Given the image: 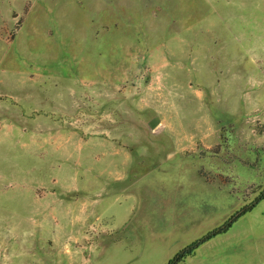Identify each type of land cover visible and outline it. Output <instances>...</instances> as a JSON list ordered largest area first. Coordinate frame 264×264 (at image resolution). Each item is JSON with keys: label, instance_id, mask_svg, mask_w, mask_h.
Masks as SVG:
<instances>
[{"label": "rangeland", "instance_id": "1", "mask_svg": "<svg viewBox=\"0 0 264 264\" xmlns=\"http://www.w3.org/2000/svg\"><path fill=\"white\" fill-rule=\"evenodd\" d=\"M263 189L264 0H0V264H166ZM180 264H264V197Z\"/></svg>", "mask_w": 264, "mask_h": 264}, {"label": "trees", "instance_id": "2", "mask_svg": "<svg viewBox=\"0 0 264 264\" xmlns=\"http://www.w3.org/2000/svg\"><path fill=\"white\" fill-rule=\"evenodd\" d=\"M264 197V189L260 192L259 196L248 206H245L242 208L239 212L234 214L229 220H227L224 224L221 226L213 229L212 231H209L207 234H205L200 239L194 241L190 245L186 246L184 249L179 251L175 256L170 259L166 264H180L182 263L186 258L192 256L195 252V250L202 245L203 243L211 240L212 238L219 236L221 234L226 233L232 224L242 215H244L246 212H248L259 200L263 199Z\"/></svg>", "mask_w": 264, "mask_h": 264}, {"label": "crops", "instance_id": "3", "mask_svg": "<svg viewBox=\"0 0 264 264\" xmlns=\"http://www.w3.org/2000/svg\"><path fill=\"white\" fill-rule=\"evenodd\" d=\"M83 216V218L82 219H88V218H86L85 216H87L85 213H84V215H82ZM91 230V229H90ZM77 231H79L77 234H79L82 238L84 237V236H86L87 234H88V232H89V229H84V228H82V229H78ZM70 232V236L71 235H74V233H72V231H69Z\"/></svg>", "mask_w": 264, "mask_h": 264}, {"label": "water", "instance_id": "4", "mask_svg": "<svg viewBox=\"0 0 264 264\" xmlns=\"http://www.w3.org/2000/svg\"><path fill=\"white\" fill-rule=\"evenodd\" d=\"M159 121H160L159 117H153L147 124L148 129L153 130L157 126V123Z\"/></svg>", "mask_w": 264, "mask_h": 264}]
</instances>
